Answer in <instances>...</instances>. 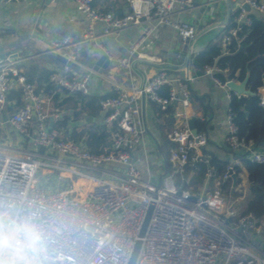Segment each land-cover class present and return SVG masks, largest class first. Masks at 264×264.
Instances as JSON below:
<instances>
[{
  "label": "built area",
  "instance_id": "obj_1",
  "mask_svg": "<svg viewBox=\"0 0 264 264\" xmlns=\"http://www.w3.org/2000/svg\"><path fill=\"white\" fill-rule=\"evenodd\" d=\"M16 1L19 0H0V3ZM244 1L264 21V0ZM94 2L75 0L77 11L88 20L83 39L78 42L65 39L54 44L62 49L67 61L64 70L51 76L56 92L90 93L91 72L73 74L69 64L81 55L84 43L95 40L98 35L108 36L149 22L146 33L162 26L172 27L187 48L197 34L192 24L171 19L176 9L191 8L192 0H128L130 10L121 16L100 10ZM234 23L223 38L224 47L234 42L240 45L246 39V28L252 24V18L242 8L235 14ZM136 47L137 44L128 55L115 57L101 45L110 62L129 73L130 56ZM203 71L229 90L230 80L221 82L215 76L216 72L227 73V68L212 64L205 65ZM190 80L159 69L143 87L115 86L113 95L99 101L105 113L102 123L110 131L111 150L96 154L83 143L64 139L50 125L46 102L51 96L46 98L38 92L26 72L13 60H0V129L6 116L8 95L11 90H19L23 104L10 114L9 120L15 131L30 141V147L24 150L0 143V199L23 201L41 211L58 235L64 264H128L150 205L154 209L135 264H264V226L255 225L246 217L238 218L240 213L228 201L222 186L224 180L235 175L240 158H234L221 179L212 184L210 179L215 171L209 169L208 185L199 194L180 191L175 182L174 172L190 161L210 162L204 154L208 143L206 133L198 131L194 135L189 124L192 117L178 106H190ZM163 87L168 88V97L161 96ZM143 98L158 103L162 110L174 106L172 115L176 125L169 133L174 143L169 154L174 172L167 171L161 182L151 179L150 173L145 178L142 168L136 165L140 159L132 156L147 133L142 115ZM260 104L264 106L263 98ZM53 117L57 120L61 116L56 112ZM225 123V140L232 154L243 151L242 159L264 164V153L256 151L254 142L240 136L230 106ZM143 160L149 172L147 151L143 153ZM41 168L57 173L59 183L51 188L42 186L38 177ZM67 175L85 182L83 195L77 194L72 182L64 181L65 186H59ZM236 218L238 221L234 222Z\"/></svg>",
  "mask_w": 264,
  "mask_h": 264
},
{
  "label": "crops",
  "instance_id": "obj_2",
  "mask_svg": "<svg viewBox=\"0 0 264 264\" xmlns=\"http://www.w3.org/2000/svg\"><path fill=\"white\" fill-rule=\"evenodd\" d=\"M193 6L186 10L176 9L171 19L174 22H187L197 29V34L189 41L188 47L182 44L179 32L169 26H162L146 33L150 26L149 22H142L132 25L119 32L108 36L98 35L95 40L84 43L83 51L77 60L71 64L70 72L81 75L91 72L90 93L94 95H104L113 91L117 85H136L143 87L159 70L164 69L176 77H190L188 85L194 99H190V106L182 107L190 117L196 121L203 122L204 131L208 138L205 150L211 152L221 160L231 163L234 158H240L241 171L239 177L241 182L230 192L242 190L248 191V174L242 166L243 151L233 153L227 146L225 137L227 126L225 123L226 112L230 103V89H224L215 79L204 73L202 69L195 67L192 59L187 60L188 49L192 55L202 50L211 40L221 35L226 18L227 3L230 1L232 14H237L244 4V0H192ZM95 6L100 10L110 11L121 16L130 10L128 0H95ZM248 16L261 18L256 11L250 9L246 11ZM263 20V19H262ZM87 18L76 9L75 0H19L11 3H0V60L11 59L15 65L26 72L39 92L49 98L43 92L42 80L39 73L42 70L60 72L64 70L67 61L60 47L55 46L63 40L78 42L83 39L87 28ZM137 44L135 51L131 54V73L125 71L115 62H111L102 72L94 69L95 59L99 53H104L101 45H104L115 57L128 55L130 49ZM191 55V56H192ZM188 63V64H187ZM41 88V89H40ZM15 90V89H14ZM9 93V95L11 93ZM16 91V90H15ZM60 98L54 101L51 97L46 102L50 117L56 112L59 116L68 115L71 126H89L93 123H102L105 113L100 109L97 114L87 111L80 113L73 112L75 109L69 102L63 103L68 95L65 90L57 91ZM259 92L264 99V85L259 88ZM7 101L6 120L0 129V136L5 138L1 144L16 150H24L30 147L28 137L20 135L13 128L9 116L17 110L14 106L15 100ZM59 103H63L59 106ZM142 115L147 128L144 142L137 151L132 152L134 159H140V168L144 171V177L158 181L165 171L164 152L162 147L166 143L172 142L169 133L176 125H166L163 129L158 127L154 108L148 99H142ZM13 108L10 111V108ZM74 113L77 116L74 118ZM60 117V118H61ZM59 119V118H58ZM56 120V117H55ZM54 120V121H55ZM35 125L32 124V131ZM26 145L23 147L22 145ZM254 148L258 152L264 153V141L254 143ZM144 151L148 152L149 172L146 170L143 160ZM56 178L59 180L57 173ZM63 181L72 182L78 195H83L84 181L72 175L62 178ZM207 184L205 183L201 188ZM208 185V184H207ZM201 190V189H200ZM245 191V197L246 195Z\"/></svg>",
  "mask_w": 264,
  "mask_h": 264
},
{
  "label": "trees",
  "instance_id": "obj_3",
  "mask_svg": "<svg viewBox=\"0 0 264 264\" xmlns=\"http://www.w3.org/2000/svg\"><path fill=\"white\" fill-rule=\"evenodd\" d=\"M234 14H231L227 24L224 25L221 35L211 40L202 50L191 56L192 63L199 69H204L205 65L216 64L222 69H228L227 73L216 72L215 76L221 81L234 80L241 82L248 75L247 88L253 94L238 96L234 92H230L229 106L235 114V121L240 128V136L246 141L260 143L264 141V106L260 104L262 96L259 88L264 85V21L253 15L252 24L246 28L247 37L240 44L235 42L227 46H223V38L229 30L235 25ZM54 72L49 70H42L39 73L42 80L43 92L51 96L54 101L60 98L59 92H56V86L51 81V76ZM28 79L33 80L28 76ZM40 88V89H41ZM39 92V87L37 88ZM9 95V100H15L14 106L20 108L22 106V97L19 90L12 91ZM108 92L104 95L74 93L68 95L63 101L69 102L75 109L73 112L87 111L91 114H97L100 111L99 101L102 98L109 97L114 93ZM162 97H168L169 91L167 87H163L160 91ZM195 95L190 89V99L193 100ZM156 115L158 127L163 129L166 125L172 126L174 124L173 111L174 106L169 105L162 110L160 105L154 101H150ZM63 103H59L61 106ZM12 107L10 111H12ZM76 119V113L73 114ZM71 119L68 115H63L61 118L54 121L52 127L57 129L62 137L67 140H73L83 143L91 152L100 154L109 152L111 150V136L107 126L103 123H93L89 126H71L68 121ZM195 126L198 131H204V125L201 121H196ZM205 132V131H204ZM174 147L173 142L166 143L162 147L167 162L168 172H174L172 164L169 160V154ZM210 162L207 164L203 161H190L184 165L181 170L174 172L175 182L180 191L189 190L194 194H199L201 187L205 183L208 170L215 171L214 176L210 179V184L215 180L221 179L226 171L228 162L219 159L211 152L204 149ZM242 166L246 169L248 174V190L250 198L243 208L239 217L252 218L255 225L264 226V164L251 161L249 159H242ZM241 166H235V180L228 178L223 181L224 191L231 192L241 182L239 172ZM59 180L56 174H50L45 179L40 180V184L46 188L54 187ZM60 187L65 186V182H60ZM238 218L235 221H238Z\"/></svg>",
  "mask_w": 264,
  "mask_h": 264
},
{
  "label": "clouds",
  "instance_id": "obj_4",
  "mask_svg": "<svg viewBox=\"0 0 264 264\" xmlns=\"http://www.w3.org/2000/svg\"><path fill=\"white\" fill-rule=\"evenodd\" d=\"M58 235L41 211L0 199V264H64Z\"/></svg>",
  "mask_w": 264,
  "mask_h": 264
},
{
  "label": "water",
  "instance_id": "obj_5",
  "mask_svg": "<svg viewBox=\"0 0 264 264\" xmlns=\"http://www.w3.org/2000/svg\"><path fill=\"white\" fill-rule=\"evenodd\" d=\"M243 9L245 11H250V7L246 3L244 4ZM231 14H232V7H231L230 1H228L226 18L222 22V24L225 25V24L228 23ZM142 21H144V19H142ZM191 55H192V52H191V50L188 49V53H187V60L188 61L190 60ZM4 58H5V56L1 57V60L4 59ZM110 63H111L110 60L108 59V57L105 54L99 53L97 55L96 59H95L94 69L99 71V72H102L106 67H108L110 65ZM247 83H248V75L241 82H237V81H234V80L228 81L227 82V86L230 89V91L236 93L237 95L253 94V92L250 89L247 88ZM4 118L6 120L7 117L5 116ZM195 122H196V118H191L190 121H189L190 128H191L192 133L194 135H196L198 133V130H197L196 126H195ZM53 123H54V117L52 116V117H50V125H53ZM164 163H165V171L160 176L159 182H161L162 178L164 177V175H166V173L168 171L166 160H164ZM136 165H137V167L140 168V164L138 162L136 163ZM232 177L235 180L236 176L233 175ZM153 209H154L153 205H150L148 207V210L146 212V215L144 217V220H143L140 232H139V237H138V239L135 242V245L133 247V251L131 253V256H130V259L128 261V264H135L136 263V260H137V257H138V254L140 252L141 245H142V238L144 237V235H145V233L147 231V228H148V225H149V221H150ZM249 221L253 222V219L250 218Z\"/></svg>",
  "mask_w": 264,
  "mask_h": 264
},
{
  "label": "rangeland",
  "instance_id": "obj_6",
  "mask_svg": "<svg viewBox=\"0 0 264 264\" xmlns=\"http://www.w3.org/2000/svg\"><path fill=\"white\" fill-rule=\"evenodd\" d=\"M5 138L4 137H1L0 136V142H5ZM23 147H26V145H22ZM51 172H49L48 169H45V168H41L39 170V173H38V177H39V180H42V179H45L48 175H50ZM245 191L244 190V187L242 190H239L237 192H235L234 194H231L230 192L228 191H224L226 196H227V199L228 201L233 204L234 206H236L238 212L241 214L243 208L245 207L247 201H248V197H249V194H248V191H246V197H245ZM234 222L235 219L233 220Z\"/></svg>",
  "mask_w": 264,
  "mask_h": 264
}]
</instances>
